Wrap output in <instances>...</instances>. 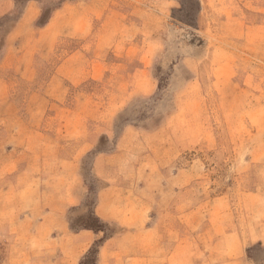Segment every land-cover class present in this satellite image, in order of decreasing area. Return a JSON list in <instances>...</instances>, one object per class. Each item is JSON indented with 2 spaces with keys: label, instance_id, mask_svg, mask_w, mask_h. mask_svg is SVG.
<instances>
[{
  "label": "rangeland",
  "instance_id": "374dc122",
  "mask_svg": "<svg viewBox=\"0 0 264 264\" xmlns=\"http://www.w3.org/2000/svg\"><path fill=\"white\" fill-rule=\"evenodd\" d=\"M245 1L253 34L243 23L199 25V0H0V217L9 225L0 264L59 252L28 214V179L41 168L46 195L75 187L72 230L101 226L80 264H98L104 240L122 232L94 213L108 185L100 174L121 178L116 205L128 190L145 193L146 227L127 251L159 250L160 264L186 233L206 241L217 209L228 213L216 220L222 234L249 204L240 193L264 190V0ZM170 115L174 131L155 132ZM252 252L264 260V248Z\"/></svg>",
  "mask_w": 264,
  "mask_h": 264
},
{
  "label": "crops",
  "instance_id": "0c3cea01",
  "mask_svg": "<svg viewBox=\"0 0 264 264\" xmlns=\"http://www.w3.org/2000/svg\"><path fill=\"white\" fill-rule=\"evenodd\" d=\"M246 3L244 0H199L200 9L196 20L202 26V23L205 21L244 24L247 15ZM259 17L260 19H264V13L263 15H259ZM243 26L247 27L246 31L250 30L251 34L254 33L253 28H258V26H246L245 24ZM259 28L264 30L263 26H259ZM192 101L197 102V99L194 98ZM173 119V115H170L165 124L157 127L155 132L163 130L174 131ZM189 132L192 133L193 130ZM109 157L110 155L104 156V158ZM159 164L163 163L160 162ZM100 177L105 182L107 181L108 185L99 191L94 213L102 222L117 224L122 229V232L104 240L98 251V264H160L162 256L159 250H156L154 254L142 256H137L131 253V251H127V248L130 247L128 245L129 237L133 235V232L142 231L146 227L143 222V215H145L146 210L144 204L145 193L137 195L134 190H128L126 203H118L119 205H116V201L111 200L113 198L111 193L121 191L115 190L119 188L117 185H120L121 178L113 174L107 175V172L100 174ZM10 178L9 176L6 179L10 180ZM11 179H14V177ZM29 179L30 187L28 186V190L35 192L30 197V203H27V205L30 204L28 214L36 218V231H43L44 239L48 241L52 239L51 241L58 245L59 250L56 254H42L41 260L43 264L49 262L51 264H80V257L83 253L86 252L90 245L102 240L103 235L101 232L88 229L78 232L72 230L67 213L68 209L71 206H79L81 204V199L76 194L75 187L67 191L65 189L66 186H63V188L65 187L64 191L56 190L55 192L61 194L52 197L49 194L46 195L47 192L45 191L47 189L44 187L49 185L50 177H48V173H44L42 168L39 175H31ZM186 193L187 191H184V194ZM124 195L125 193L122 194V196ZM157 195V192L153 193L154 198ZM241 196L249 199L250 205L240 206L236 210L238 216L233 215L234 220L224 226L222 234L219 232V224L221 222L217 223L216 220H223L222 218L227 217L228 213L226 214L225 209H217L210 218L211 223L207 222L206 226L208 225V227L202 232L203 238L207 237L208 239L206 241L201 239L196 242L193 237H189V234L186 233L185 238L180 239L178 245L175 244L169 250L167 254L169 264H264V260H250L255 247L258 249L264 248V190L255 189L247 191L243 194L240 193L239 197ZM134 198L138 202L133 200ZM219 200L216 199L215 201L222 203L223 200L220 198ZM154 204L157 207L155 200L153 201V206ZM6 221L0 217V231L8 228L9 225L6 224ZM29 227L31 228L32 224ZM159 232H161L160 225L156 224L153 234L157 235ZM213 232L214 235L216 234L214 239H209ZM30 235L33 237L35 233H30ZM194 243L199 244L198 248L203 253L200 261H196L193 258ZM66 250H70L71 253H67ZM178 251L179 255H182L180 256L179 260L181 261L179 263L176 260Z\"/></svg>",
  "mask_w": 264,
  "mask_h": 264
},
{
  "label": "trees",
  "instance_id": "16d2710c",
  "mask_svg": "<svg viewBox=\"0 0 264 264\" xmlns=\"http://www.w3.org/2000/svg\"><path fill=\"white\" fill-rule=\"evenodd\" d=\"M95 222H99L98 221V219L97 218H95ZM88 230H92V231H96V232H99V231H101V226H97V227H94V226H87L86 227ZM96 244H94L93 246H92V248H96ZM92 248H91V250H92ZM90 250V251H91Z\"/></svg>",
  "mask_w": 264,
  "mask_h": 264
}]
</instances>
